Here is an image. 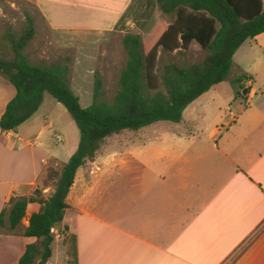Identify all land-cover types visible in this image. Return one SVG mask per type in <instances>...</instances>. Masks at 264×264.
<instances>
[{
	"label": "crops",
	"instance_id": "1",
	"mask_svg": "<svg viewBox=\"0 0 264 264\" xmlns=\"http://www.w3.org/2000/svg\"><path fill=\"white\" fill-rule=\"evenodd\" d=\"M32 1L39 27L73 49L102 35L121 44L138 35L147 48L173 21L150 0ZM232 62L231 81L248 78L242 89L223 95L224 82L215 85L185 108L181 131L153 126L160 122L124 131L76 171L46 264H67L64 235L75 237L77 264H264V33L243 42ZM14 96L0 75V118ZM37 111L15 131L0 130V213L37 188L46 201L48 174L77 148L76 140L57 148L53 112L33 119ZM41 207L28 204L19 229ZM35 241L0 228V264H18Z\"/></svg>",
	"mask_w": 264,
	"mask_h": 264
},
{
	"label": "trees",
	"instance_id": "2",
	"mask_svg": "<svg viewBox=\"0 0 264 264\" xmlns=\"http://www.w3.org/2000/svg\"><path fill=\"white\" fill-rule=\"evenodd\" d=\"M155 2L162 14L173 17L172 23L147 48L140 36L125 35L122 48L127 60L118 77L117 92L110 103L101 101L102 82L95 75L92 102L86 108L71 89L67 64L37 66L28 62L24 49L35 35L29 16L19 36L7 31L9 59L0 56V75L15 88V96L0 118V130L15 131L38 110L47 94L65 109L79 131L75 152L58 172L51 170L48 174L53 186L50 197L43 200L37 188L29 198H10L0 213L1 229L36 239L26 246L18 264H46L51 258L52 230L63 220L75 173L93 160L107 139L157 122L180 123L187 106L228 79L232 57L243 42L264 33V0ZM192 43L207 54L202 62L188 67L170 62L158 66L160 55L187 51ZM246 79L242 75L231 85L242 89L240 83ZM31 203L42 207L31 215L26 228L19 229ZM63 242L67 246V264H77L75 237L69 235Z\"/></svg>",
	"mask_w": 264,
	"mask_h": 264
},
{
	"label": "rangeland",
	"instance_id": "3",
	"mask_svg": "<svg viewBox=\"0 0 264 264\" xmlns=\"http://www.w3.org/2000/svg\"><path fill=\"white\" fill-rule=\"evenodd\" d=\"M150 1L155 3V0ZM26 16L33 20L35 29L34 37L24 49L28 62L42 66L55 61L67 64L70 68L73 92L79 98L82 107L91 105L92 87L96 75L102 82L100 100L110 103L118 90V77L127 60L119 38L116 39L113 35L85 36L83 38L85 41H82L78 48L63 46L70 39L55 36L39 27L40 20L32 0H0V56L3 58L9 59L8 43L5 40L7 31L19 36L25 27ZM206 55L205 52L191 49L189 46L187 51L160 55L158 66L162 67L170 62L178 67H188L202 62ZM231 78L232 76L229 75L228 80L219 88L220 94L229 93ZM56 105L60 107L61 113L57 110L53 111L52 106ZM43 112H53L56 118L54 129L63 139L62 143L56 145L57 148L71 147L75 140L79 142V131L70 116L47 94L44 95L40 109L33 119ZM153 126L182 130L180 125L168 122H160ZM67 236L69 235H64V239Z\"/></svg>",
	"mask_w": 264,
	"mask_h": 264
},
{
	"label": "water",
	"instance_id": "4",
	"mask_svg": "<svg viewBox=\"0 0 264 264\" xmlns=\"http://www.w3.org/2000/svg\"><path fill=\"white\" fill-rule=\"evenodd\" d=\"M242 95L245 96L246 95V90L242 91Z\"/></svg>",
	"mask_w": 264,
	"mask_h": 264
}]
</instances>
